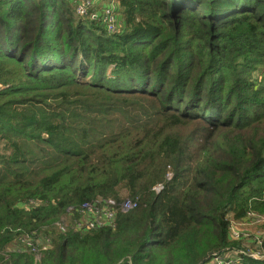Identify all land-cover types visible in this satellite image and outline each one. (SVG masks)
Instances as JSON below:
<instances>
[{"label":"trees","instance_id":"obj_1","mask_svg":"<svg viewBox=\"0 0 264 264\" xmlns=\"http://www.w3.org/2000/svg\"><path fill=\"white\" fill-rule=\"evenodd\" d=\"M78 1L0 0V264L241 248L233 222L264 215V0H116L115 33ZM125 194L139 205L113 225L74 228L82 204ZM33 232L52 237L39 259L9 250Z\"/></svg>","mask_w":264,"mask_h":264},{"label":"built area","instance_id":"obj_2","mask_svg":"<svg viewBox=\"0 0 264 264\" xmlns=\"http://www.w3.org/2000/svg\"><path fill=\"white\" fill-rule=\"evenodd\" d=\"M76 12L82 17H90L92 20L102 21L104 26L107 28L108 33H115L119 29L120 11L116 7V1L105 0H79L76 5ZM1 88V86H0ZM164 189V185L160 184L155 186L154 190L158 193ZM34 204V201H29ZM139 205L138 200L133 198H126L123 201L118 202L113 198L109 199H97L93 202H87L82 204V210H80L81 219L76 221L74 228L82 230H91L99 227L110 226L115 223L118 211L127 212L129 210L137 208ZM254 213L250 212L249 216H253ZM61 229L65 231V228L61 226ZM231 239L238 241L244 237H247L248 233L242 232L236 228L233 222L231 228ZM20 243L26 250L33 252H40L38 256L50 247V239L46 238L42 240L41 237L37 236L35 232L29 234H23L19 237ZM256 250L253 253H247L243 249H234L216 252L211 261L208 264H242L241 255L252 257L256 260L264 261V255H261V249L263 248V238L257 237L254 242ZM41 246V249H37ZM259 246V247H258ZM241 250V251H239ZM239 251V259H230L227 256L228 252Z\"/></svg>","mask_w":264,"mask_h":264},{"label":"rangeland","instance_id":"obj_3","mask_svg":"<svg viewBox=\"0 0 264 264\" xmlns=\"http://www.w3.org/2000/svg\"><path fill=\"white\" fill-rule=\"evenodd\" d=\"M4 1L6 3H9L11 0H4ZM73 3H75V2H73ZM74 10L76 11L75 7H74ZM119 11H120V8H119ZM120 25H121V22L119 23V28H120ZM106 30H107V28H106ZM229 58L233 62V64L236 63L235 64L236 66H239L240 64H242L243 60L241 58H238L237 55L233 51L229 53ZM242 68L246 70L248 67L242 66ZM257 69H260L259 65H256V66H254L252 68V72L251 73H253L254 78L259 77V71ZM229 71L234 72V66ZM3 146H4V143L1 142L0 143V151H2V147ZM123 197H124V199L131 198V197H129L128 194H125ZM234 223H235V226H236L237 229H239L242 232L248 233V235H247V238L244 239V241H241L242 239L238 240V241H235L233 239L232 240L235 243H238V242L240 243V245H241L240 249L246 250L247 253H253V251H254L253 249L256 248L255 244L253 243L254 238H257V237L264 238V231H261L262 227L264 225V215L263 214L261 215V214L254 213V215L250 216L248 219H244V220H242L240 222H234ZM57 225H58L59 229H61V226H63L65 228V230H67L68 228L71 227V219L69 217H65V218L62 219V221L60 223H57ZM46 238H49V239L52 240L51 235H50V237H45V236L41 237L42 240H45ZM248 238H251L252 240L249 241ZM20 246H23V245L18 240L15 243V245L13 246V248H11L9 250L10 251H16V249H19L18 247H20ZM50 247H51V245H50ZM41 248H42L41 246H38L37 249H41ZM239 251H241V250H239ZM239 251H237V252H228L227 256L230 259H235V260L239 259L240 258ZM261 251H262L261 255L258 254L259 256L264 255V249L263 248L261 249ZM29 252H32L34 254H39L40 253V252H38V253L37 252H33L31 250H29ZM36 257H38V259H39L40 256L36 255Z\"/></svg>","mask_w":264,"mask_h":264},{"label":"crops","instance_id":"obj_4","mask_svg":"<svg viewBox=\"0 0 264 264\" xmlns=\"http://www.w3.org/2000/svg\"><path fill=\"white\" fill-rule=\"evenodd\" d=\"M105 1L108 2V1H115V0H105ZM116 7H118V9L120 8V5H119V2L118 1H116Z\"/></svg>","mask_w":264,"mask_h":264}]
</instances>
